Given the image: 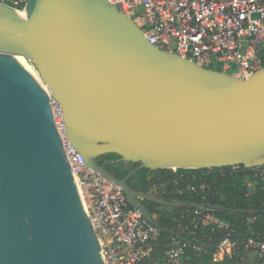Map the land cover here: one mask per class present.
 Listing matches in <instances>:
<instances>
[{
	"label": "water",
	"instance_id": "95a60500",
	"mask_svg": "<svg viewBox=\"0 0 264 264\" xmlns=\"http://www.w3.org/2000/svg\"><path fill=\"white\" fill-rule=\"evenodd\" d=\"M53 103L86 164L189 244L141 200L225 206L135 189L136 170L264 166V67L242 78L161 49L109 0H28L23 14L0 3V264H106ZM107 153L139 166L118 178L96 161Z\"/></svg>",
	"mask_w": 264,
	"mask_h": 264
},
{
	"label": "built area",
	"instance_id": "2783aa9c",
	"mask_svg": "<svg viewBox=\"0 0 264 264\" xmlns=\"http://www.w3.org/2000/svg\"><path fill=\"white\" fill-rule=\"evenodd\" d=\"M28 0H0L24 13ZM131 17L147 40L198 64L242 78L264 67V0H109ZM55 120L73 168L84 205L97 233L106 264H201L185 258L189 244L171 236L161 258L152 256L151 242L159 228L133 208L120 185L89 167L66 137L62 111L53 103ZM238 167V166H235ZM234 167V168H235ZM264 178V166L258 167ZM205 209V208H200ZM208 224L228 234L216 243L214 260L226 264H264V238L237 239L228 224L210 212L197 211ZM197 218L176 231L197 227ZM202 245L194 246L203 249Z\"/></svg>",
	"mask_w": 264,
	"mask_h": 264
},
{
	"label": "trees",
	"instance_id": "16d2710c",
	"mask_svg": "<svg viewBox=\"0 0 264 264\" xmlns=\"http://www.w3.org/2000/svg\"><path fill=\"white\" fill-rule=\"evenodd\" d=\"M220 70V67L214 68ZM115 153H107L96 159L98 164L124 178L138 163L119 160ZM258 168L238 167L204 168V169H157L140 168L129 178L128 184L145 192L161 193L166 200H187L197 203H218L225 206L222 210L198 207H170L150 202L148 209L159 219L162 226L177 230L188 226L195 218L197 227L191 226L183 234L192 241L185 258L201 264H226L227 260L215 261L214 249H196L197 245H212L224 238L228 232L225 227L214 223H204L197 211L210 212L216 218L225 221L231 234L237 239L252 237L264 238V178L258 176ZM236 209L257 210L240 213ZM170 235L160 232L151 242L153 258H161Z\"/></svg>",
	"mask_w": 264,
	"mask_h": 264
},
{
	"label": "rangeland",
	"instance_id": "374dc122",
	"mask_svg": "<svg viewBox=\"0 0 264 264\" xmlns=\"http://www.w3.org/2000/svg\"><path fill=\"white\" fill-rule=\"evenodd\" d=\"M26 61H27V66L32 70L33 73H35L34 75H36V77H38L40 79V81H42L34 63L29 59H26ZM213 67L216 68L217 65L213 64ZM44 86H45L46 90L50 93L49 87L45 84H44ZM50 95H51V93H50Z\"/></svg>",
	"mask_w": 264,
	"mask_h": 264
},
{
	"label": "flooded vegetation",
	"instance_id": "af4514ba",
	"mask_svg": "<svg viewBox=\"0 0 264 264\" xmlns=\"http://www.w3.org/2000/svg\"><path fill=\"white\" fill-rule=\"evenodd\" d=\"M99 157H100V156H99ZM107 163H108L107 161H104V164H103V165H106ZM138 166H139V165H138ZM152 193H153V192H152ZM155 194H157V195L163 197V194H161V193H155ZM141 202H142V204H144V205L148 208L150 201H147V200H141Z\"/></svg>",
	"mask_w": 264,
	"mask_h": 264
},
{
	"label": "bare ground",
	"instance_id": "6f19581e",
	"mask_svg": "<svg viewBox=\"0 0 264 264\" xmlns=\"http://www.w3.org/2000/svg\"><path fill=\"white\" fill-rule=\"evenodd\" d=\"M20 59H22L25 63H26V65H27V61H26V59H24V58H20ZM35 74V73H34ZM45 87V86H44Z\"/></svg>",
	"mask_w": 264,
	"mask_h": 264
}]
</instances>
